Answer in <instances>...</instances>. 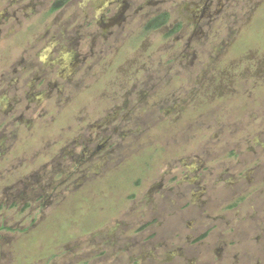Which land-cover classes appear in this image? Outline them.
<instances>
[{"label": "rangeland", "instance_id": "obj_1", "mask_svg": "<svg viewBox=\"0 0 264 264\" xmlns=\"http://www.w3.org/2000/svg\"><path fill=\"white\" fill-rule=\"evenodd\" d=\"M121 3L156 4L151 10H167L169 25L181 21L184 27L166 39L161 29L134 45L143 15L121 11L117 19L128 26L123 44H98L112 54L92 60L96 71L89 76L72 77L75 89L68 85L60 98L71 101L56 108L52 96L39 113L16 124L11 138L0 122V264H264L261 241L218 255L219 246L207 238L210 249L198 253L193 239L188 250L177 238L159 234L161 224L151 225L152 218L165 221L171 213L182 226L212 211L232 219L246 215L252 222L264 217V185L257 194L254 185H245L260 178L253 168L259 161L248 150L258 151L254 135L264 129V0H213L211 21L199 20L206 0ZM119 63H126V76L148 82L131 88L120 74L114 85L109 68ZM142 96L140 118L137 110L128 114ZM107 129L118 133L88 161ZM94 134L95 144L82 151ZM75 142L80 165L72 172L65 166ZM221 174L223 181L238 177L241 188L230 192L222 183L225 200L217 196L205 211L169 193L180 185L187 196L198 197L201 180L207 188L201 193L208 195L207 184ZM172 200L179 203L169 211Z\"/></svg>", "mask_w": 264, "mask_h": 264}, {"label": "flooded vegetation", "instance_id": "obj_2", "mask_svg": "<svg viewBox=\"0 0 264 264\" xmlns=\"http://www.w3.org/2000/svg\"><path fill=\"white\" fill-rule=\"evenodd\" d=\"M122 1L123 0H0V108L6 107L5 110L2 112L0 111V122L7 126L5 128L6 130H10V138L13 133L16 132V130H14L16 124L19 125L23 120H27L29 117H33L39 113L38 107L48 102L52 96L56 97L53 99V106L56 108L71 101L69 96L64 100H60V98L64 94V88L68 85L72 86V89H75L76 86L73 84L74 81H72V77H79L80 74L89 76L92 70L96 71V66L91 63L92 60L97 61L98 59H103V56L107 54H112L108 47L105 50H101L98 44L106 42H110V44H114L115 46L118 43L123 44V31L128 26L124 19H117V17H120L121 11H128V16L130 17L136 16L138 13L143 15V23L136 40L132 39V37L127 39L128 41L132 39L130 42L134 41V45L137 42L142 43L143 38L161 29H164L165 33L163 36L166 39L175 35L184 27L181 21L172 22L171 25H169L170 14L167 10H151V7L156 4L149 7V5H146L147 3L141 5L131 3L123 4L121 3ZM206 2L205 8L199 15L200 21L208 19L211 21L214 17V14L208 12L212 6L213 0H206ZM162 3L163 2L158 4ZM122 6L124 10H122L123 8L121 9ZM205 9L206 12L203 13ZM216 12H218V10H216ZM165 14L167 15L165 24L155 29H145L151 20L157 19L159 16ZM48 17L52 19L48 20ZM105 22L108 24L107 26L109 29L104 28ZM152 23H155V21ZM175 27H178L177 30H174ZM123 42L125 43V40ZM18 44H20L22 49L17 50ZM118 52L119 51H117L116 54ZM135 54L136 52L133 53V56ZM137 56L138 54L135 57ZM109 70H113L110 73L111 75L116 74V77L112 76L114 85L119 83L118 76L120 74L125 79L124 85L129 86L128 83L130 82V84H132L131 88L137 87L139 83L146 78L138 77L134 79L132 76H126V74H130L127 71L128 68H126V63H122L121 66L116 68L110 67ZM132 71L135 70L133 69ZM247 80H251L250 76ZM146 82H148L147 78ZM106 100L109 101L110 99L107 98ZM143 101H145V96H142L138 101H134V105L129 109L128 114L137 110V118H140L139 114L143 108ZM122 107L124 109L126 108V106ZM39 117H41V115ZM123 117L121 121H127L128 115H124ZM105 118L108 120V123L112 120L110 114H107ZM114 119H116V117ZM105 125H107V123H105ZM117 133L115 129H112V131L107 129L106 134L102 137V141L98 139V142L95 144L96 138H94V134L92 138H90V143L82 144V151L85 152L89 144H95L87 160L90 161L94 156L104 151V149L107 150L111 137L113 135L115 136ZM126 135L127 134H119L121 138ZM262 139H264V129L254 135V146L258 148V151L255 152L253 149L248 150L253 152L254 154H252L257 157L254 160L259 161L255 162L256 166L253 168H259L257 174L260 175H258L260 178L257 180L255 176L245 185H254L253 187L255 189L253 188L254 190L252 193L256 194L261 192L258 186L264 185V150L260 148V140ZM82 140L85 141L84 138H82ZM77 149L78 144L75 142L73 149L67 154L70 161L66 164L65 168L68 171H72L75 167L80 165V156L79 153H76ZM156 150H158V148H156ZM135 151H137V147ZM133 153L135 152L131 151L129 156ZM110 155L111 154H109V156ZM82 156L84 157L85 155L82 154ZM84 164H86V161H84ZM225 172L227 173V170H225ZM221 176L222 174L218 175L219 178L212 182L213 185L207 184L209 193L208 195L204 194L205 197L201 192H206L207 188L201 184V180L198 181V188H200V196L198 197L191 194L192 198H190L187 196L188 190H182L180 185L176 187L177 190H174L175 187L169 189V193L171 197L174 198L173 200L179 199L180 202L189 203V206H194L199 203L201 205L200 210L205 211L208 206L210 207L213 203H216V201L219 200L218 198L225 200L227 195L225 194V190L220 187L225 186L230 192L237 191L241 188L238 177L234 179L232 176L229 177V181H223ZM222 183L224 185L220 186ZM241 184H243V182ZM235 186L236 190L234 189ZM194 187L193 191L197 190V187ZM202 197H204L203 200ZM173 200L170 202L169 211L173 208L176 209L179 203V201L173 202ZM237 200L238 198L234 199L231 203L232 205L226 208L230 209L233 205H236L238 203ZM203 206H205V208H203ZM142 212L144 213V210ZM236 216L239 215L237 214ZM202 217L205 219L204 223L199 221ZM248 218L250 219H247L246 215L245 217L241 216L236 219L224 218L222 212L218 214L212 211L210 215L203 212L198 218L192 217L187 220V223L184 222L185 225L182 226V223L175 220L177 218L174 219L171 213L166 217L165 221H161L160 218H152L151 225L155 227L161 224L160 230L162 231L159 234L167 237L173 236L172 240L177 238L178 243L186 244L188 250L192 249L188 244L193 239L196 241V245L193 244L196 246L194 249H196L198 253H200L203 248L207 249L208 247L210 249V244L204 241L209 238L211 241L213 240V245L219 246L217 254L221 255L223 248H227L228 250L236 248L237 250L239 247L243 248L244 243H254L253 245L256 246L261 241L264 247V217L259 218L257 222H252L253 218L251 217ZM229 247L231 248L229 249ZM140 249L143 250V248ZM238 257L239 256L236 255L237 260ZM238 262L239 260L235 263L240 264V262ZM242 262L250 264L248 259ZM257 262L259 263L260 261ZM210 263H214V261Z\"/></svg>", "mask_w": 264, "mask_h": 264}, {"label": "trees", "instance_id": "obj_3", "mask_svg": "<svg viewBox=\"0 0 264 264\" xmlns=\"http://www.w3.org/2000/svg\"><path fill=\"white\" fill-rule=\"evenodd\" d=\"M154 21H155V23H152ZM166 21H167V15L166 14L162 15V16H159L157 19L155 18V19L151 20V22L146 26L145 29L146 30L155 29V28L165 24ZM177 28L178 27H175L174 30H177Z\"/></svg>", "mask_w": 264, "mask_h": 264}]
</instances>
